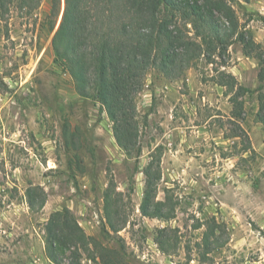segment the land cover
I'll use <instances>...</instances> for the list:
<instances>
[{"label":"rangeland","instance_id":"rangeland-1","mask_svg":"<svg viewBox=\"0 0 264 264\" xmlns=\"http://www.w3.org/2000/svg\"><path fill=\"white\" fill-rule=\"evenodd\" d=\"M228 3L254 47L234 42L173 80L150 70L136 97V159L54 63L64 0H0V264H264V0ZM173 26L198 41L191 24ZM158 158L169 222L140 213L143 171ZM110 180L125 221L116 234L102 202ZM64 211L90 245L55 242L52 260L46 242Z\"/></svg>","mask_w":264,"mask_h":264},{"label":"trees","instance_id":"trees-1","mask_svg":"<svg viewBox=\"0 0 264 264\" xmlns=\"http://www.w3.org/2000/svg\"><path fill=\"white\" fill-rule=\"evenodd\" d=\"M229 1V0H228ZM226 0H64L59 27L53 39L54 63L66 72L81 97L91 99L113 124L117 146L127 157L140 156L136 144L138 115L136 97L150 70L173 80L201 56L208 63L218 53L222 57L234 42L243 50L254 47L247 33L240 32L234 10ZM248 2L249 0H241ZM54 16L58 9L53 8ZM181 19L191 24L196 40L173 26ZM260 82L264 80V60H260ZM257 117L264 124V105ZM135 153V154H134ZM140 213L143 217L169 222L174 208L156 200L160 180L159 158L148 162ZM121 194L113 180L102 194L106 226L118 233L125 221L120 218ZM56 229L47 240L49 257L54 243L74 248L90 245L68 211L57 213ZM211 230L204 238L210 245ZM162 253L165 243L156 240Z\"/></svg>","mask_w":264,"mask_h":264},{"label":"water","instance_id":"water-1","mask_svg":"<svg viewBox=\"0 0 264 264\" xmlns=\"http://www.w3.org/2000/svg\"><path fill=\"white\" fill-rule=\"evenodd\" d=\"M62 12H63V10H62ZM61 16H62V13H61ZM61 16H60V20H61Z\"/></svg>","mask_w":264,"mask_h":264}]
</instances>
